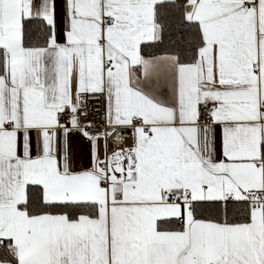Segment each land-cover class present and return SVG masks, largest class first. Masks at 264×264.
<instances>
[{
    "label": "snow or ice",
    "instance_id": "snow-or-ice-1",
    "mask_svg": "<svg viewBox=\"0 0 264 264\" xmlns=\"http://www.w3.org/2000/svg\"><path fill=\"white\" fill-rule=\"evenodd\" d=\"M0 264H264V0H0Z\"/></svg>",
    "mask_w": 264,
    "mask_h": 264
}]
</instances>
